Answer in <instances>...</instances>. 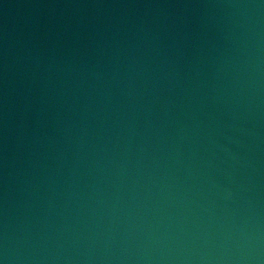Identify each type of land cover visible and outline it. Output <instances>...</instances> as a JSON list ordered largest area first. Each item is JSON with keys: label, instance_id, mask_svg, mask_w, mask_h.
Returning a JSON list of instances; mask_svg holds the SVG:
<instances>
[{"label": "water", "instance_id": "95a60500", "mask_svg": "<svg viewBox=\"0 0 264 264\" xmlns=\"http://www.w3.org/2000/svg\"><path fill=\"white\" fill-rule=\"evenodd\" d=\"M0 264H264V0H0Z\"/></svg>", "mask_w": 264, "mask_h": 264}]
</instances>
